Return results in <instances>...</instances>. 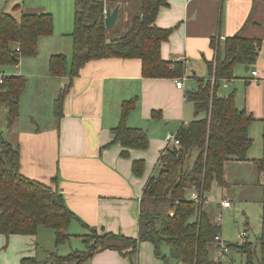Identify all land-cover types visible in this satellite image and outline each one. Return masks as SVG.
<instances>
[{
	"label": "crops",
	"instance_id": "1",
	"mask_svg": "<svg viewBox=\"0 0 264 264\" xmlns=\"http://www.w3.org/2000/svg\"><path fill=\"white\" fill-rule=\"evenodd\" d=\"M0 1L4 2L0 10L17 16L24 10L49 12L54 16V32L40 38L39 51L34 56L35 59L38 55L45 58V77L50 78L47 80L48 85L59 80L58 88L49 102V120L41 125L38 121L40 114L37 115L33 110L27 116L28 112L24 114V104L27 102L25 91L20 99V115L9 126L13 134L7 140L20 148V170L24 175L48 183L63 194L67 206L77 216L70 230L81 237L88 232L87 226L97 229L99 233L138 236L140 202L145 186L160 168L162 154L175 147L166 139L167 134H176L183 123L203 117L199 116L195 103L187 97V91L198 87V79L210 78L208 62L215 58L217 51L212 40L215 38V45H222L228 36L235 34L259 38L262 45L254 65H248L247 69V65L238 64L229 84L223 85L222 80L219 83V95L227 96L234 92L237 106L252 112L256 117L249 127L253 141L248 150L249 160L229 161L226 180L231 186L236 183L238 191L242 193L247 189L249 197L263 203L264 185L254 160L263 153L264 0H168V5L160 9L156 24L172 28L170 38L163 42L161 51L166 60L177 58L184 61L187 75L184 88L177 87L175 77H144L139 58L94 59L88 61L73 80L69 76L50 77L48 64L51 54L62 52L70 58L72 56L75 0ZM112 1H118V4L122 2L108 0V6L112 9L116 7L110 5ZM16 5L19 8L16 9ZM128 21L129 11L121 3L113 31L119 35L127 28ZM21 60L16 67L6 66L1 71L5 74H23L28 78L36 73L37 67L32 71L31 67L37 61L18 72ZM254 69L259 72L257 80H252ZM70 82L63 103V116L58 120L55 113L53 116L52 105L61 89ZM230 89L233 90L228 92ZM39 96L36 101L33 99L31 105H35ZM132 98H137V105L128 115L127 124L145 129L150 146L145 150L131 149L130 156L124 157L121 155L122 145L110 143L114 138L112 129L120 121L122 102ZM154 110L160 111L161 116L154 117ZM28 120L31 124H28ZM134 159L145 161L141 176L135 175L132 170ZM227 188L229 186L220 191L215 200L207 198V208L231 207L222 205L223 200H229L224 194ZM52 234L43 233L44 238L48 237L41 238L43 245H39L37 234H2L4 239L11 237L16 242L19 237L25 238V241L20 239L15 260L2 264H16L26 257L39 261L32 264H55L53 254L67 253L57 251L59 246L55 243L54 231ZM39 248L45 253V259H38ZM85 264L165 262L156 256L154 245L144 241L133 255L105 249Z\"/></svg>",
	"mask_w": 264,
	"mask_h": 264
},
{
	"label": "trees",
	"instance_id": "2",
	"mask_svg": "<svg viewBox=\"0 0 264 264\" xmlns=\"http://www.w3.org/2000/svg\"><path fill=\"white\" fill-rule=\"evenodd\" d=\"M121 1L129 11V21L127 28L117 35L113 31L115 26L105 23L108 0H75L71 60L62 52L51 54L48 64L51 76H69L73 80L88 61L106 57L141 59L144 77L174 78L185 73L184 61H176L172 68V60L162 56V44L170 38L172 28L159 27L156 18L168 0ZM117 4L118 1L110 3ZM53 32L52 13L24 10L17 16L0 10V73L2 68L17 65L24 57L37 56L40 38ZM212 45L217 51L208 62V70L210 76H216V83L213 85L210 78L198 79V87L187 91L199 113L205 114L179 127L178 152L170 148L162 154L159 172L147 182L140 202L138 236L99 233L87 226L88 232L82 235L85 247L66 255L53 254V263L85 264L105 249L133 255L141 242L149 241L165 264H220L212 258L210 244L221 233V226L205 202L197 203L188 194L197 190L207 200V193L215 185L228 186L229 161L249 160L248 150L253 142L249 127L256 117L237 106L235 93L221 96L218 88L221 80L235 76L238 64H255L262 40L235 34L228 36L222 45H215L214 38ZM28 82L23 74H5L0 83V102L7 104L10 127L20 115V99ZM70 86L71 82L55 100L54 113L58 120L63 116V103ZM136 105L137 98L124 100L119 124L112 129L114 138L110 144H121L124 157L130 156L131 149L145 150L150 146L145 129L127 124L128 115ZM152 115L160 117L161 113L154 110ZM262 122L263 153L254 162L264 185V118ZM0 144V234L35 235L40 227H46L54 230L57 246L68 243L73 235L70 227L77 216L67 206L63 194L48 183L24 175L20 170V148L1 133ZM132 170L141 176L144 159H134ZM261 225L259 257L256 243L244 240L233 244L246 254L245 264H264V201ZM164 246L169 247L168 255ZM28 261L39 262L28 257L21 264Z\"/></svg>",
	"mask_w": 264,
	"mask_h": 264
},
{
	"label": "rangeland",
	"instance_id": "3",
	"mask_svg": "<svg viewBox=\"0 0 264 264\" xmlns=\"http://www.w3.org/2000/svg\"><path fill=\"white\" fill-rule=\"evenodd\" d=\"M4 2L0 1V9L3 8ZM10 6V5H9ZM9 8V7H8ZM69 60H71L70 57H68ZM21 63L19 65L18 72L22 70L25 66L28 67V65H33L34 61L36 62V65H33L31 67V71L34 67H37L36 73H34L30 79V86L28 85L26 89V104H24V114L26 112V116L29 114V111L31 113V110L33 112L35 111L37 115L40 114V117L38 121L40 120V124L44 125L48 122V113L50 111V99L54 96L53 93L58 88L59 80H54L53 84L50 86L47 83V80L45 77L46 72V62L43 55L39 56L35 59L34 57H24L22 58ZM19 64V63H18ZM17 64V65H18ZM16 67V65H13ZM5 70V69H4ZM49 71V70H48ZM5 72H7L5 70ZM49 77V76H48ZM51 77V75H50ZM54 77V76H52ZM55 79V78H52ZM58 79V78H57ZM29 83V82H28ZM233 89H230L228 92L232 91ZM60 93V92H59ZM234 93V92H231ZM24 94V93H23ZM40 95V96H39ZM38 96L40 97L39 100L35 103V105H31L33 99L36 101L38 99ZM52 108L54 106L52 105ZM52 110V109H51ZM205 113L201 112L199 116H204ZM53 116H54V110H53ZM28 124H31V121L28 120ZM0 133L3 135L4 138L8 139V137L12 136L13 130L10 129L8 126V107L5 102H0ZM11 142V141H10ZM13 144V142H11ZM0 149H2V146L0 144ZM198 151H194V157H196ZM159 169L156 174H158ZM229 188L225 189V195L227 198L231 201V207L229 208H223V207H217L211 208L210 211L212 213V216L216 220L217 223L221 226V237L228 243L229 251L222 252L221 247L217 244L216 241L210 244V252L211 256L214 260L219 261L220 264H245L246 263V254L239 250V248L233 244L241 243L244 240L252 241L256 243L257 246V255L260 256V245L258 244V238L261 235V220L260 216L262 213V202L260 200H257L255 198L249 197V192L247 189L243 190V193L238 191V187H236V183L231 186L228 184ZM227 186V187H228ZM232 188V190H230ZM224 188H222L219 185H215L211 191L207 193L208 199L215 200L216 197H219V192L223 191ZM213 203L215 201H212ZM220 217V220L218 218ZM45 229V230H43ZM40 230V231H39ZM37 232V241L39 242V245H43L44 243L41 241L42 237L44 238L43 233H50V235H53V229L41 227L39 228ZM242 232H245L243 237H240V234ZM70 233L73 234L71 237V240L63 246H59L57 251L61 253H70L74 250L83 249L84 243L81 236L77 235L74 230H70ZM4 236L0 234V238L2 239V245H0V264L7 263L9 260H15V256L17 252V247L20 245V239L22 241H25V238L17 239L18 242L12 241L13 238L4 239ZM48 237L44 238L47 239ZM53 238V236H52ZM232 243V244H230ZM51 246H53V242L50 243ZM54 247V246H53ZM52 247V248H53ZM47 248V247H46ZM52 250V249H50ZM164 252L168 255L169 254V247L164 246ZM38 259H45L46 255L43 254V251L41 248L38 249ZM28 258V257H26ZM23 260V259H22ZM22 260L16 264H21ZM34 262L28 261L25 264H32ZM44 264H50V263H44Z\"/></svg>",
	"mask_w": 264,
	"mask_h": 264
},
{
	"label": "built area",
	"instance_id": "4",
	"mask_svg": "<svg viewBox=\"0 0 264 264\" xmlns=\"http://www.w3.org/2000/svg\"><path fill=\"white\" fill-rule=\"evenodd\" d=\"M105 11H107V10H105ZM222 38H225V37H222ZM18 50H19V48H18ZM178 60H180V59H177V58H173L172 59V64H171L172 68L174 67V63L176 61H178ZM4 75H5V73H3V72L0 73V83L3 82ZM252 75H253L252 80H257L259 78L258 70L257 69L252 70ZM210 79H211V82L213 83V85L217 81L216 76L214 74H212L210 76ZM175 80H176V84H177L178 88H184L185 87V81L187 80V75L184 73L182 76L175 77ZM229 81H230V79H223L221 82L223 83V85L227 86L229 84ZM166 139L169 142H171L172 144H174L175 146L179 147L180 140L177 138L176 134L168 133L167 136H166ZM189 198L195 200L197 203H202V202L207 203V200H204L202 194L199 191H197V190H192L190 192ZM222 205L224 207H227V206L231 205V202L229 200L225 199V200L222 201ZM218 220H220V217L218 218ZM244 234H245V232H242L240 234V237H243ZM215 241L221 247L222 252L229 251L228 243H226V241L221 237L220 234H218L216 236Z\"/></svg>",
	"mask_w": 264,
	"mask_h": 264
},
{
	"label": "water",
	"instance_id": "5",
	"mask_svg": "<svg viewBox=\"0 0 264 264\" xmlns=\"http://www.w3.org/2000/svg\"><path fill=\"white\" fill-rule=\"evenodd\" d=\"M120 10V4L116 5L114 9H112L110 6L107 7L106 11V17H105V23L107 26H113L118 18ZM247 69L249 68L248 65L246 66ZM175 152H178L179 148L175 146L173 148Z\"/></svg>",
	"mask_w": 264,
	"mask_h": 264
}]
</instances>
